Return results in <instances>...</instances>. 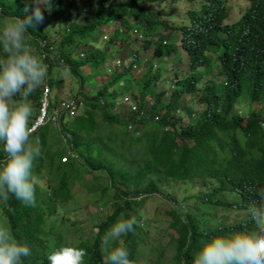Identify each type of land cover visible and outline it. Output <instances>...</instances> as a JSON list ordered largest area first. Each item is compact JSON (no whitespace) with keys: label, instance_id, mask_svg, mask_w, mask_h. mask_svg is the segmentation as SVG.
I'll use <instances>...</instances> for the list:
<instances>
[{"label":"trees","instance_id":"trees-1","mask_svg":"<svg viewBox=\"0 0 264 264\" xmlns=\"http://www.w3.org/2000/svg\"><path fill=\"white\" fill-rule=\"evenodd\" d=\"M202 1L203 25L192 26L191 39L183 42L190 64L189 72L182 75L180 59L172 63L179 57L177 45L158 46L154 57L167 60L155 68L154 63L142 64L140 51H132L138 39L136 26L161 21L158 11L142 7L145 0H50L51 17L63 28L61 39H51L50 31L38 24L27 31L25 41L33 54L50 63V76L30 96L32 104L40 108L48 83L60 87L62 80L51 72L61 66L80 78L78 96L86 103L72 114L61 111L58 123L48 121L30 134V141L38 140L41 148L33 169L35 204L25 206L12 197L0 201V227L31 249L24 264H47V253L66 243L65 226L57 230L59 214L70 211L68 203L78 201V192L95 194L92 205L103 209L95 216L97 232H81L77 243L67 240L85 248L84 264H106L107 252L117 242L106 245L102 237L117 219L130 217L136 223L132 232L120 238V244L128 249L133 264L147 257L150 264H163V239L160 244L146 242L147 231L153 227L148 225L149 216L142 213L146 200L157 194L171 203L166 214L171 219L167 228L173 232L163 229L164 238L170 235L169 243L175 249L168 264H191L201 239L214 231L251 230L245 212L258 203V196L251 198L250 194L263 186L264 179V0H253L234 20L228 18V0ZM61 4L69 7L63 17L59 15ZM26 5L30 9L32 0H0V29L23 15ZM84 6L90 15L80 19L86 12ZM42 10L44 17L51 14ZM109 19L119 21L121 29L110 27ZM116 39L126 45L120 55L127 52L131 60L123 71L109 73L106 45ZM78 46L84 49L79 58L74 55ZM171 51L177 52L176 57L169 55ZM136 68L142 72L133 77ZM167 72L173 75L167 78ZM105 76L109 78L87 85L89 79ZM116 85L121 95L129 91V103L117 98ZM195 91L212 102L222 98V112H202L204 117L197 120L191 119L189 110L181 115L180 110L187 107L180 100L187 93L199 99ZM148 95L154 99L151 105ZM244 96L259 105L246 106L245 126L243 113L234 107ZM119 105L129 111H116ZM51 107L56 109L59 104L53 102ZM229 112L234 121L226 122ZM186 181L202 190L180 198L163 188ZM191 203L194 209L190 212L187 205ZM154 252H159L155 259Z\"/></svg>","mask_w":264,"mask_h":264},{"label":"clouds","instance_id":"clouds-1","mask_svg":"<svg viewBox=\"0 0 264 264\" xmlns=\"http://www.w3.org/2000/svg\"><path fill=\"white\" fill-rule=\"evenodd\" d=\"M199 1V6L191 4L187 8L185 12L187 20L183 25H173L163 19L159 13L161 21L155 25L149 26L143 21L140 28L136 26L135 33L138 34L136 43H139V46L135 52L140 51L141 58H143L142 64L145 62L154 63V68L160 64L165 65L163 61L167 60L165 56L160 59L154 57V53L161 43L177 45L179 51L182 47L187 52L183 42L191 39L194 32L192 26L199 28L203 25L201 24L203 1ZM252 1L248 0L245 6H236L243 11V14ZM229 4L235 5L228 0ZM144 5L145 3L142 4L143 8ZM41 6L44 10H49L51 7L49 0H32L30 9L26 5L23 9V15L14 17L0 29V201H7L12 197L25 206L35 204L33 169L34 161L41 155L39 141L32 142L29 139L30 134L33 133L31 126L36 120L30 126V119L33 114L30 96L47 75V66L41 58L33 54L25 41V34L30 28H34L44 20ZM146 10H152V8ZM158 11L161 12V9L159 8ZM175 31H179L181 34L178 41L180 44L172 41V35ZM136 43H134L133 48ZM123 49L118 54V61L124 63L126 67L131 57L128 54L127 56L125 54L124 56L120 55ZM174 52L171 51L170 53ZM171 54L169 55L171 56ZM127 60L129 61L126 62ZM200 68L202 69V67ZM106 69L107 72L110 71L109 73L114 72V70L117 71L116 67L109 69L106 67ZM179 71L180 75L186 74L189 72V68L186 71L179 68ZM127 93L122 97H125L126 101L130 99V95ZM193 93L199 99L194 98L191 93L185 95L193 97L197 107L198 105L201 106L197 109L195 106H190L184 95L180 101L187 108L180 110L181 115L184 114L183 111L189 110L192 114L191 119L197 120L202 119L206 111H214L215 109L218 111L217 113L222 112V101H224L222 98H218L219 103H216V100L212 102L209 97L201 96V91ZM234 107L236 111L242 112L244 115L245 111L240 110L236 103ZM199 113L202 114L199 115ZM246 118L244 115V126L247 123ZM225 121H234L232 112L226 115ZM262 126L264 128V122ZM256 196H258V203L250 205L245 212L252 222L251 230L233 228L227 231H214L206 235L201 239L199 247L193 252L191 264H264V179L263 186L250 194L251 198ZM135 223L134 217L117 219L105 232L102 243L107 245L111 241L117 242L116 246L107 252L106 264H133L129 258L128 249L120 244V238L126 233L132 232ZM30 255L31 249L27 243L17 240L5 228L0 227V264H24L23 258ZM85 255V248L69 241L53 248L47 253L46 260L47 264H84ZM137 263L142 264L138 261Z\"/></svg>","mask_w":264,"mask_h":264},{"label":"rangeland","instance_id":"rangeland-1","mask_svg":"<svg viewBox=\"0 0 264 264\" xmlns=\"http://www.w3.org/2000/svg\"><path fill=\"white\" fill-rule=\"evenodd\" d=\"M50 1V0H49ZM85 1V0H83ZM94 2L96 1H100V0H92ZM128 2L130 0H108V2ZM231 3L235 4V5H230L229 4V17L230 19L234 20L237 17L241 16L242 14V10L236 6V5H240V6H245L248 2V0H229ZM195 5V6H199L200 1L196 0V1H191V0H145V5L144 8L146 9H151L152 10H156L158 11V9H161L160 15L163 19H165L167 22L171 23V24H178V25H183L186 23L187 18L185 17V12L187 10V8L191 5ZM43 8V6H41ZM85 7V11L84 14L80 17L78 16L80 19H84L87 18L90 15V11H87L88 8L86 6ZM52 11L49 10V13H51ZM69 12V7L68 5H62L60 6V16L63 17L65 15H67ZM169 14V15H168ZM52 13L50 15H47V17H44V20L38 24L40 26H43L46 30L50 31V38L51 39H61L62 36V30L63 28H61V26H59V20L54 19L51 17ZM189 20V19H188ZM7 22V21H5ZM119 21H112L111 19H109V23H110V27L112 28H120L119 26ZM190 22V20H189ZM190 24V23H189ZM191 25V24H190ZM108 27V26H107ZM106 27V28H107ZM107 34L109 36H112V32L111 30H107ZM100 35H98L99 37ZM181 34L179 31H175L173 32L172 35V41L173 42H178L180 40ZM180 44V42H178ZM103 43L99 42L98 46L99 47H103L102 45ZM137 46H139V43L135 44V47L132 48L133 53L136 51ZM106 47L108 48L107 50V59H106V64L105 66L109 69V68H115L117 69V71H123L125 68L124 63H121L118 61V54L120 53L121 49H125L126 45L123 44V42H121V40L116 39L115 41L110 42L108 45H106ZM126 51V50H125ZM179 57L177 58V60H173L172 59V63L176 64V62L179 60L178 62V68H182L183 71L188 70V64L190 61V57L189 54L185 51L184 48L180 47V51H179ZM84 54V49L83 47L81 48V46H78V48L76 49L74 55H76L78 58L82 57ZM177 54V53H176ZM175 52L171 54V56L176 57ZM127 56V52L125 54ZM181 57V58H180ZM124 58V57H123ZM121 59V58H120ZM125 60V58H124ZM130 60V58H129ZM129 60H127L126 62H128ZM42 61L44 62V64L47 66V75L46 78L43 81H46L49 76V67H50V63L47 62L46 60L42 59ZM213 61V60H212ZM174 64V65H175ZM214 64V62H213ZM215 65V64H214ZM108 72H110L108 70ZM142 72V70L137 69L134 71L133 73V77H137L140 75V73ZM103 73H106L109 75V73L103 71ZM52 76L55 79H61V85L59 88H55L52 85H48L52 86V94H51V100L54 103H58L59 107H57L56 109H51V112H53L54 110L56 111H63L65 109H63V102H65L66 100H68L71 97H76V98H81L79 95L80 93V85H81V80L80 78H77L74 76V74L69 70V69H65L64 67H60V68H52V72H51ZM172 75L171 72H167V78H170V76ZM107 76H105V78H101V77H96V78H92L89 79L88 81V86L91 87L93 84L99 83L101 80H107ZM132 79V78H131ZM42 81V82H43ZM125 82L130 83V80H126ZM47 83L45 82V85ZM166 84L168 86L171 85L170 80H166ZM120 85H116L115 86V90L117 92V98H120L119 100H123L124 102H129L126 101L125 97H123V95H121V89L119 87ZM46 87V86H45ZM44 87V88H45ZM109 90L111 89L110 86ZM44 91V89H43ZM170 92V89H168V93ZM82 99V98H81ZM147 100L149 102V105H151L154 102V99L151 96L147 97ZM185 100L187 101V103L190 106H195V108H199V106L201 105H196V101L193 97H191L190 95H185ZM83 108H85V100H83ZM33 105V114L31 119H33L35 117H37L38 113H39V109ZM247 105H251L254 108H258L259 105L257 103H250L247 96H244L242 98H240L238 100V102L236 103V106L242 110V111H247L246 106ZM82 108V109H83ZM81 109V110H82ZM116 111L118 112H128L129 110L127 109L126 106L121 107L120 105L117 107ZM30 119V120H31ZM67 120V119H66ZM43 186H45L44 184H42ZM200 185V184H199ZM44 188V187H42ZM163 188L166 190V192L170 195V196H175V197H180L182 198L183 196L186 195V193L188 194H194L196 191L200 192L202 190V187L199 186L197 188H195V186L192 185V183L190 181H186V182H181L178 183L177 185L172 184V185H164ZM75 198H78V201L73 202L70 201L68 203V205L70 206V211L68 213H63L62 215L59 214L61 222L58 223V229L57 230H62L63 226H65V232L67 233V238H65L66 242H69L67 240H71V241H75L76 243L79 241L80 239V235L81 232H85V233H89L91 230L93 232H97L98 228H97V224H98V220L95 218V216L99 214L100 211H103L102 207L100 206L99 209H97L94 205H92V201L91 200H95L97 199V196L93 193H89V192H83L80 194V192L75 193ZM170 200L165 197L162 196L160 194L154 195V197L152 199H147L145 202V205L142 209V213L143 216H149V226H152L153 228H150L151 230H148V236L146 239V242L150 241H157L159 244L162 239H163V245H165V254L163 257V264H168V262L172 261V258L175 254V249H174V244H170L169 243V239H170V235L169 237L164 238L165 233L163 231V229L167 228V225L170 222V217L166 214L167 209L170 207ZM185 204V203H184ZM187 209L188 211H192L194 209V204L191 203L189 205H187ZM93 216V218H92ZM146 225V224H145ZM167 230H170L171 232H173V230L171 228H167ZM146 231V229L144 228V232ZM145 234V233H143ZM157 234V235H156ZM160 234V235H159ZM156 235V237L154 238V236ZM174 236H178V234L175 232ZM121 241H123L121 239ZM148 252L150 251V249H147ZM154 259L158 256L159 252H154ZM138 262H141L142 264H150L151 260L150 257H147L146 259L143 260H138Z\"/></svg>","mask_w":264,"mask_h":264},{"label":"built area","instance_id":"built-area-1","mask_svg":"<svg viewBox=\"0 0 264 264\" xmlns=\"http://www.w3.org/2000/svg\"><path fill=\"white\" fill-rule=\"evenodd\" d=\"M52 88L48 84L44 88L39 114L35 120V123L31 126L34 132L37 128L43 126L46 122L52 121V123H58L60 120V112H51L52 100H51ZM83 105L81 98L71 97L63 102V109L68 110L72 114L78 106Z\"/></svg>","mask_w":264,"mask_h":264}]
</instances>
